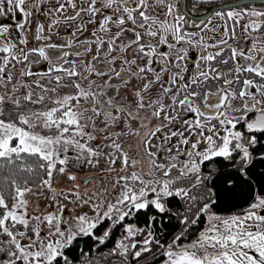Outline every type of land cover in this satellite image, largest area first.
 I'll list each match as a JSON object with an SVG mask.
<instances>
[{
  "label": "snow or ice",
  "instance_id": "6c2138e0",
  "mask_svg": "<svg viewBox=\"0 0 264 264\" xmlns=\"http://www.w3.org/2000/svg\"><path fill=\"white\" fill-rule=\"evenodd\" d=\"M97 3L98 0H79V3H77V0H56L53 5L50 3V0H32L31 4H28V0H0V17L6 16L9 13L15 14L16 10H20L25 17H30L32 12L26 10V4H28V7L36 9L41 15H48L50 13H60L63 15L66 8L71 7L74 14L67 16L63 21L59 19L52 20L48 26L49 32L51 33L52 27L56 24L64 23L67 25L70 22L74 23L78 18L81 23L72 32L73 36L77 32L82 34L87 24H98V31L107 34L111 31L109 25L114 24L119 30L108 40L97 37L96 40L81 41V44L85 45V53L92 50L91 47H88L91 43L96 44L97 53L100 52L102 46L107 44L108 56H111V53L114 51L113 45L116 44L117 40L125 32H130L131 36L127 38L128 43L119 45L120 52L123 53L128 48H132L133 45H137V48L133 49V51L137 53V58H147L144 66H138V71L132 72L131 66L136 65L137 59L128 60L121 56L120 59L123 60L124 64L129 65V68L125 69L121 67L120 71L110 68L109 71L115 72L117 76L120 75V72L128 71L131 76H136L140 79H144L140 74L152 72L154 80L143 84L141 91H148L154 83L159 82L163 72H171V68L169 67L170 56L174 57L175 61L172 62V67L179 69V71L171 72L170 78L166 83L174 87H177L178 81L180 83L175 93L171 96V104L167 106L173 114L165 115L163 119L168 121L169 124L173 120H180V129L165 133L162 137L160 148L168 153H171L173 148H175L177 154L167 157L171 163L166 166L164 163H158L155 158L158 153L150 150L151 147L156 146L152 145L149 137H155L157 133L161 132L163 127L166 126L163 123L157 125L154 130L135 131V135L139 137L135 150L136 154L139 155V159H134L128 152H125L122 145L118 142L121 135L133 134L134 130L131 124L127 125L128 131L115 133L116 139H112L111 135L105 136L106 140H112L107 147L114 150L106 154L110 166L115 165L119 159L122 165L121 171L126 172L129 168H135L143 161V167L147 168L148 171L145 173L142 169L140 172L133 171L128 175L120 176L116 184L120 185L123 190L116 196L115 204H108V211L104 215L111 218L110 214L116 211L119 214L118 219L123 220L133 209H145L149 204L154 205L155 208L163 212L165 208L159 199L162 195H175L187 198L190 201H196L197 197L189 195V191L184 187L173 189L172 185L182 177H187L190 172L197 173L199 171L196 163L197 157L201 158V160H209L213 156L229 157L231 155L229 150L230 144H232L233 140L240 141L242 139L240 132L229 130L228 134L222 137V145L217 146L211 135H205V132L218 134L215 125H212L211 121L218 120L222 126L231 125L232 128H235L236 125L233 121L238 118L231 115L233 110L232 101L239 99L243 102V111H261V116L257 120L247 123V128L250 131H264V109L257 108V106L264 104V99H256V95L249 91V89H255V93L264 98V40H260L259 43L253 42L249 49L250 54L247 55L243 49L229 45L230 56L222 58L224 50L221 48V45H228V39L224 38L227 32L221 34V39L212 45L202 43L204 38L201 37V40L196 42L201 48L200 63H196V70L185 80L184 73L188 71L187 66L178 63V61L185 60L188 53L183 48H177L176 44L185 41L186 36L189 37L187 42L192 44L190 37L196 34L183 33L182 29L178 27V25L186 21L184 16L174 15L175 5L165 4V0H134L131 7L129 6L130 0H102L100 7H97ZM44 4H49L46 10L41 7ZM157 8H163L166 11L153 15L152 13ZM102 9L111 10V13L115 15L102 12ZM98 13L101 16L99 22L96 20ZM161 14L166 18L172 17L175 23H169L167 19L161 21L158 19V16ZM216 15L223 18L221 12H216ZM242 15L241 12H227L229 20L237 21L238 18H242ZM246 15L264 18V11L252 10ZM126 25L127 27H125ZM24 27L23 23L18 25L19 29H24ZM262 27H264V21L261 23L253 21V23L245 26V32H248L249 29L259 31ZM140 29L144 31L141 32ZM44 32V24H39L35 30V39L38 41L50 39V36H45ZM8 33L9 26L7 24L0 27V38L6 36ZM169 34L176 42L175 44L168 41ZM248 34L251 35L250 32ZM92 35L96 36L97 32L94 31ZM145 35L153 38L159 37L157 44L154 45L151 42L141 43ZM230 38L233 40L237 39L234 31ZM19 43L26 45L27 40L22 38ZM159 45H166L168 51L158 52L157 48ZM68 46L71 47V43ZM46 47L48 49H57L62 48L63 45L47 44ZM209 47L216 48L217 51L214 53L208 52L207 49ZM16 49L17 44L11 41L0 43V53L6 54L0 57V87H6L13 81L11 69H9L10 64L12 68H15L17 64H25V62H28L30 65L37 61H29V56L38 54L40 58L48 62L51 72L64 74L63 76L57 75L54 77L57 87L52 88L51 91L56 92L60 87H72L78 90V96L65 95L62 100L53 101L58 107H52L46 111L27 109L17 112L15 120L18 123L13 122V120L6 122L5 119H0V159L11 162L13 155L19 159L21 154L24 153L44 161L45 163L39 164L38 168L44 171L47 178L45 179L41 175L39 182L34 181L33 183L37 188H47L55 194L53 173H66L70 159H75L77 162L84 161L95 167L99 163L101 155H104L102 150H98L99 146H93L90 143L95 139L92 132L86 131L91 117L85 116L84 112L74 111L73 107L70 106V101L72 100H78L79 98L88 99L90 96L95 99L97 95H102V93L95 94L91 91L94 82L89 83L87 88L83 87L80 82L72 79H67V83L61 84V81L64 79L79 75L76 71L77 65L75 61L71 62V69H66L59 63L60 60H64V56L68 55L67 53H64V56L61 57H53L46 53L45 47L32 48L28 52L20 48L19 53L15 51ZM257 52L261 54L259 61H257V56L255 55ZM73 55L78 57L82 53L75 52ZM154 57L163 65V68L159 72L152 67ZM238 57L253 61L254 63H234L226 71L217 67V65H229L231 61H235ZM95 59L97 57L93 56V60ZM116 59L117 57H112L109 60V64H115ZM13 61H15V64L12 63ZM213 61H216V64H213ZM64 63H69V61L64 60ZM205 65L207 68H205ZM19 71L21 78L36 75L31 72L28 66L21 68ZM86 71L91 73L94 71V68L88 67ZM244 73L251 74L252 78L241 79ZM97 74L101 76L108 75L105 72H97ZM40 75H48V73ZM255 78H259V81ZM209 80L221 83H219V86L215 90L209 91L205 87L206 85L208 88L212 87L208 85ZM17 83L21 87L28 88L29 91L23 97L7 95V93L0 94V117L5 115L4 105L6 103L10 102L16 109H20L21 100L32 104L44 102V95H38L36 99H33L36 94L31 91L30 84L24 83L22 80L17 81ZM124 83L127 84L128 81H124ZM36 84L37 87L42 88V91H49V89L44 88L38 82ZM233 85H238L239 88L233 87ZM160 88L162 94L173 92L172 88L166 87L164 84H161ZM16 91H18V88L16 85H13L12 92L15 93ZM141 91L135 92L137 109L145 107ZM249 99L253 101L252 109L248 107L247 101ZM107 103L112 105L111 100ZM112 106L118 112H123L125 107L120 105ZM148 106L154 109L152 116L157 119L165 111V105L161 100L153 101ZM178 109L182 110V112L178 111ZM85 111L88 110L85 109ZM91 111L97 116H103L105 123L109 120L115 122L119 119L118 116H112L111 111L100 112L96 108L91 109ZM188 113L194 114L195 118L191 120L183 119L182 117ZM11 115L12 113H9V116ZM137 115L138 112L134 109H130L127 113V116L131 119H135ZM142 119L147 120L148 117L145 116ZM34 120H43V127L51 134L45 136L31 131V129L37 127ZM61 125H64V127H61ZM184 125H187V128H184ZM142 126L147 129L146 124ZM92 127L94 131L96 129L94 122ZM52 129H56V131L52 132ZM100 131L103 132L105 129L101 128ZM185 132H188V136H185ZM192 136L197 137V139L194 143L190 144L191 151L188 148H181V145L189 146ZM172 137H179L180 139L165 149L163 147L164 143L171 142ZM201 138L208 143L206 151H196ZM81 140H84V142L82 143ZM13 141H16L14 146ZM250 142L255 143L254 138ZM70 147L77 153L74 158H70L67 155ZM235 147L239 148L243 152L244 158L247 159L249 155L247 148L241 143H236ZM61 153L65 154L63 158H61ZM117 153L119 154L118 156L115 155ZM180 155H186L188 160L182 162L184 167L178 169L177 176L170 177L172 170L177 168L175 161ZM58 164L61 167L57 169ZM26 170L29 172L33 171L31 167ZM158 171L163 173V177L170 178H157L156 172ZM145 176L149 178L145 179ZM67 178L73 181L76 180V176L71 174ZM121 181L124 183L121 184ZM156 185H162V187L157 189ZM12 186L14 191L9 197H5V195L0 193V210H2L0 211V236L6 237V239L0 240V252L4 253L3 256H0V264H60V258H63L65 264H67V257L64 256L62 249L71 244L76 233L69 234L66 240L57 239L54 243L50 239L54 236H65V232L61 230V220L66 205H59L58 213H49L43 217L32 215L30 218H26L28 216L26 209L29 202L25 197L27 194L32 193L33 189L27 186V182L21 186L13 181ZM104 191H107V189L105 188ZM149 192L156 193L157 198L151 201L147 200L146 197ZM71 194L77 200L82 199L78 191H72ZM60 195L65 200H68V194L60 193ZM211 203L212 201L205 197V202L198 208H195L194 211L192 207L188 209L189 212H192L193 218L190 221L186 218L185 223H195L201 214L207 216V226L195 241L187 245H178L177 241L181 237L177 236L166 247L160 245L164 248L163 255L167 258L166 264H264V197H255V200L241 212L227 216H221L211 211ZM119 205H123L127 211L124 208L118 207ZM77 219L79 221V232L90 234L91 229L96 227V223L89 222L86 216H78ZM33 221L35 222L34 224L32 223ZM85 223H87L86 228L83 226ZM18 226H22L23 230ZM42 226H46L48 229L45 235L41 234ZM127 232L129 237L135 235V230L132 228H128ZM104 235L106 237L108 233L105 232ZM151 235L149 233V238L144 239L140 249L132 253L135 258H139L144 252L151 251L148 245L153 243L159 244V241L151 239ZM101 242H103V238H101ZM5 244L8 246L4 247ZM116 248L120 249V255L127 258L130 249H136L137 244L132 243L131 245H127L121 241L117 243Z\"/></svg>",
  "mask_w": 264,
  "mask_h": 264
},
{
  "label": "rangeland",
  "instance_id": "374dc122",
  "mask_svg": "<svg viewBox=\"0 0 264 264\" xmlns=\"http://www.w3.org/2000/svg\"><path fill=\"white\" fill-rule=\"evenodd\" d=\"M231 1V0H228ZM228 1H220V3H215V4H221L225 3ZM56 0H50L51 4H55ZM102 0H98L97 7H100V3ZM32 0H28V4H31ZM77 3H79V0H77ZM134 3V0H130L129 6L131 7ZM209 2L208 4H210ZM28 4H26L25 8L28 11L32 12V15L30 17H25L23 13L20 10H16L15 14L9 13L6 16L0 17V27H3L5 24L9 26V33L0 38V43L8 42L11 41L13 43L17 44V49L15 50L17 53L19 52L20 48H23L24 50L28 52L32 48H40L42 45L46 44H58V45H68L71 43V45H76L79 43V41H84V40H89L92 41V33L93 31L97 32L96 36H93L94 40L97 39L98 35L101 33L98 31V24H87L85 26V29L83 30L82 34L80 32H77L75 36L72 35V32L76 30V27L81 23L80 19L78 18L74 23H69V24H56L54 27L51 29V33L48 30V26L51 24L52 20L59 19L63 21L67 16H71L74 14L73 9L71 7H67L66 11L64 12L63 15L60 13H50L48 15H41L36 9L28 7ZM165 4H173L175 5V16H181L182 13L179 8V0H165ZM212 4V5H215ZM211 5V6H212ZM210 6V7H211ZM43 9H47L49 7V4H44L41 5ZM252 10H257V11H264V4L263 5H244V6H239V7H234V8H228L225 10H218L216 12H221L223 14V18L220 16L216 15V12H214L207 20L205 21H194V20H188L187 18L185 19V23L178 25L182 29L183 33L190 34V33H195V36H191L190 39L192 40V44H189L187 41L189 37L186 36L185 41L180 42L179 44H176L177 48H183L187 51L188 55L183 61H178V63L184 64L187 66L188 71L184 73L185 80L188 79L190 75L193 74V72L196 70L195 65L196 63H200L199 57L201 53V48L196 44L197 41L201 40V37L204 38L202 43H207L209 45L217 43L219 39H221V34H224L227 32V35L224 38H227L230 40L233 31L235 32V35L237 39H235L230 46L231 47H236L238 49H243L245 51V54H250L249 49L251 48V45L253 42L259 43L260 40H264V27H262L259 31H252L251 29L248 30V32L251 33V35L248 34V32H245V26L253 23L255 21L256 23H261L264 21L263 19L256 18V17H251L246 15L248 12ZM102 12H107L108 14H113L111 13V10H106L102 9ZM166 11V9L163 8H157L155 12H153V15H156L157 13H162ZM232 11V12H241L242 18H238L237 21L234 20H229L227 18V12ZM193 14V13H192ZM198 14H201L198 11ZM203 14V13H202ZM196 15V14H195ZM100 14L98 13L96 16L97 22H99ZM170 18L171 17H165L164 15H159L158 19L161 21L167 19V21L170 23ZM87 19V17H85ZM23 23L25 25L24 29H19L18 25ZM171 23H175V21L171 18ZM39 24H44L45 26V36H50V39L41 41V40H36L35 39V30ZM109 27L111 28V31L109 32L111 36H114L115 32H117L119 29L116 28L114 24H110ZM127 27V25L125 26ZM141 32H143V29H140ZM108 33V34H109ZM128 34V37L131 36V33L125 32ZM92 35V36H91ZM101 35V34H100ZM26 39L27 44H20L19 41L20 39ZM110 38V37H109ZM159 37L153 38L145 35L141 41V43L145 42H151L154 45L157 44ZM168 41L170 43H176L172 36L169 34L168 35ZM128 41L125 43L127 44ZM114 47V46H113ZM137 48V45H133L132 48H128L127 51L124 52V55L126 56V59L132 60L134 58L137 59L136 65L131 66V71L136 72L137 71V64L139 65V61L143 60L146 61V57L143 59L137 58V53L133 51V49ZM221 48L224 50V45H221ZM230 49V47H229ZM116 49H114L115 51ZM117 50L120 51L119 46ZM158 52H164L168 51V48L166 45H159L157 48ZM208 52L214 53L217 51L216 48L209 47L207 49ZM114 54V52H113ZM4 53H0V57L4 56ZM257 56V61L260 60V53L257 52L255 53ZM32 55L29 56V59L31 58ZM122 55H120L121 57ZM69 58V54L66 56ZM117 62L121 63V59L116 60ZM157 63H159L161 66L162 64L156 59L155 60ZM175 61L174 57L170 56V64L169 67L171 66V72L179 71V69L172 67V62ZM235 63L238 64H250L254 63L253 61L250 60H244L243 58H237ZM15 64V61L12 62ZM30 68L31 72L35 73L36 75L32 76H26L23 78H26L28 80V84L30 85H35L37 87L36 82H40L39 84L42 85L44 88L49 89V91L44 92L42 91V88L37 87L39 91H42L43 94L45 95L46 99L50 102H52V105L47 106L45 109L48 110L52 107H58L53 103L55 100H62L65 95H72L74 94V90L72 88L65 87L64 89L58 88L56 92L51 91L52 88L56 87L54 83H56L55 79H45L42 80L38 77L39 74L42 73H49L50 71V65L45 63L44 61L38 62L36 64H30L26 65ZM25 66L23 65H17L15 68H12V65H9V68L11 69V73L13 76V81L11 84H8L6 87H0V94H5L7 95H15L18 96L19 93L27 95L29 89L26 87H21L20 84L17 83V81H21V76H20V69ZM64 68L68 69L66 66H63ZM159 67V66H157ZM129 68V67H128ZM160 68V67H159ZM205 68L207 66L205 65ZM71 69V68H70ZM161 69V68H160ZM82 71V70H81ZM161 71V70H160ZM146 76L144 77V80L141 81L138 79L136 76H131L129 72L127 71V79L129 81V85H127V93H126V100L131 103V105L136 106L135 100H136V91H141V84L143 82H148L150 80H154V75L152 72H145ZM166 76H168V72L162 74L161 80L159 82H156V85H152L148 91H141V95L144 97L148 93H151L154 91H159L161 97H162V103L165 105V111L161 113V117L157 119L156 117L148 116L147 120H143L140 123L137 124H132L131 127L134 130L132 135H121L118 142L122 145L124 148L125 152H128L130 156H132L134 159H139V155L136 154L135 150L137 148V140L139 137L135 135V131L141 129V126L143 124H148L149 121L152 122V126L144 128V131L147 130H154L157 125H160L163 123L166 125L163 127L162 131L157 133L155 137H149L151 139L152 145H155L156 147H151L150 150L152 152H157V156L155 157L158 163H164L166 166L171 163L167 157L170 155H176V149L173 148L171 153H168L164 151L163 149L160 148L161 142H162V137L164 136L165 133H170V131L173 130H179L180 129V120H173L171 124L168 123V121L164 120L163 117L165 115H172L171 109H169L167 106L171 104V96L175 93L177 90V87H174L171 85V88L173 89V92H171V96L162 94L161 92V84L166 83ZM244 76V77H243ZM231 78V77H230ZM243 78H251V74L244 73L241 76V79ZM210 81V80H209ZM208 85L210 84L213 86L212 81L209 82ZM52 82V84H51ZM13 85H16L18 88V91L15 93L12 92V87ZM207 90L212 91L215 89L208 88V86H205ZM233 87L239 88L238 85H233ZM32 91V90H31ZM249 91L253 92L256 95V99H264L258 94L255 93V89H249ZM159 95V96H160ZM157 97L159 99L160 97ZM83 102L81 104L77 105H70L73 107L74 111L76 112H84L85 116L92 117L93 116V111H91L90 108V97L88 99L81 98ZM147 101L146 103L149 104ZM30 103V102H28ZM249 109H252L253 101L249 99L247 101ZM145 104V105H147ZM27 105L25 106L23 100H21V108L16 109L15 106L12 103H6L4 105L5 108V115L3 117H0V119H5L6 122L9 120H13V122H17L15 120V115L17 112L25 111ZM243 102L239 99L232 101V112L231 115L235 118L233 122L235 123V128H232L231 125H220L218 120H212L211 124L215 125V128L217 130L218 134H213L212 132H205V135H211L213 140L215 141V144L217 146L222 145V137L224 135L228 134V131L231 130L233 132H240L242 135V139L240 141H235L233 140L232 144L229 146V150L231 153L233 152H239L240 157H242L245 162H248L251 158L249 146L252 144L250 142L251 139L254 138V131L257 130H252L250 131L247 128V123L254 122L261 116V111L259 110H250V111H243ZM258 109H264V104L257 106ZM87 109L88 111H85ZM178 111H181L178 109ZM9 113H12L11 116H9ZM95 114V113H94ZM211 114V113H210ZM116 115V114H115ZM119 119L115 122H112L109 120L108 122H102L98 123L93 120L88 121V128L86 131L92 132V134L95 136V139L91 141L90 143L93 146H99L98 150H102L104 155H101L99 158V163L93 167L92 165L88 164L87 162L81 161L77 162L75 159H70L69 164L67 165V172L64 174H60L58 172L53 173V188L56 190L55 194L51 191H49L47 188H37L35 185L33 186H28L33 189L32 193H29L26 195L25 199L28 200V207L26 209L28 216L26 218H30L32 215H40L41 217L48 215L49 213H58L59 212V205L63 204L66 205L63 211V217L61 220V230L65 232L64 237H59V236H54L51 237L50 239L54 243L55 240L60 239V240H66L68 235L71 233H76L75 238L78 236H83L85 235L83 232L78 231V225L79 221L77 219L78 216H86L88 218L89 222L96 223L98 225L100 222L106 221L107 225L115 226L118 223H121L124 221L118 219V213L116 211H113L110 215L111 218L108 216H105L104 213L108 211V204H115L116 203V196L123 190L120 185L116 184V181L118 178L122 175H128L131 172H140L142 169L146 173L148 171L147 168L143 167V161L139 165H137L135 168H129L126 172L121 171V162L118 159L117 163L115 165H109L108 163V157L107 153L113 152V149H110L107 147L108 144L112 142V140H106L105 136H112V139H116L115 133H121V132H126L128 131L127 125L130 124V120L128 117L124 116H119ZM150 118V119H149ZM183 119H194L195 116L194 114L188 113L185 114ZM93 122L96 125V129L93 131ZM34 123L37 125V127L31 129L33 132H38L41 135H50L51 133L43 127V120H34ZM61 127H64V125H61ZM137 127V129H134ZM104 128L105 131L101 132L100 129ZM184 128H187V125H184ZM56 129H52V132H55ZM71 131V129H70ZM67 135V134H66ZM185 136H188V132H185ZM79 139V137H77ZM180 138L179 137H172L171 142H165L163 147L166 149L171 146V144H175ZM197 137L192 136L190 138V143L189 146H183L181 145V148H188L189 151H191L190 144L194 143L196 141ZM83 143L84 140H81ZM16 141H13V146L15 145ZM236 143H241L244 145V147L247 148L248 151V157L247 159L244 158L243 152L235 147ZM208 148V143L206 140H203L201 138V142L198 144L196 151H206ZM61 158L64 157V153H61ZM67 155L70 158H74L77 153L74 149L71 147L69 148V151L67 152ZM115 155H119L118 153ZM216 157V156H213ZM212 157V158H213ZM224 157V156H223ZM188 157L186 155H180L178 159L175 161L177 168L173 169L170 177H175L178 175V169H181L184 167L183 161H187ZM205 160H201V158L197 157L196 158V163L198 165V168L200 170L201 164ZM95 162V159H94ZM75 165V166H74ZM61 167V165H57V169ZM199 172V171H198ZM197 172V173H198ZM74 175L76 176V180H69L67 177L68 175ZM191 174V172L189 173ZM156 177L157 178H163V179H169L170 177H163L162 172H156ZM47 177L45 176V179ZM149 177L145 176V179H148ZM182 177L181 179H183ZM179 179L177 182H180ZM202 180V176L197 175V177L194 179V181L190 184V186L193 185H198L200 181ZM176 182V183H177ZM124 183L121 181V184ZM175 183V184H176ZM181 183V182H180ZM175 184L172 185V188L175 189L176 187L174 186ZM138 185V182H137ZM78 186V187H77ZM157 189H160L162 185H156ZM107 189V191H104V189ZM186 190L188 189L187 187H184ZM72 191H78L81 195V200H77L74 195L71 194ZM1 193V192H0ZM60 193H65L68 194V200H65ZM167 196H161L160 203L162 204L163 199L166 198ZM156 193L154 192H149L146 199L151 201L153 199H156ZM11 202V201H10ZM9 202V203H10ZM118 207L124 208L123 205H119ZM125 211H127L126 208H124ZM135 210V209H133ZM2 211V210H0ZM23 211V210H22ZM128 216V215H127ZM125 216V217H127ZM222 216V215H221ZM33 224L35 223L34 221L32 222ZM85 228L87 227V223L83 225ZM21 230H23L22 226H18ZM123 227L132 228L136 231V227H134L133 224L131 223H123ZM94 229V228H93ZM91 229V232L93 231ZM48 229L46 226H42V235H45L47 233ZM133 237V236H132ZM130 238L128 236V232L124 233L122 235V238L119 242L123 241L127 245H131ZM6 237L0 236V240H4ZM26 242V241H23ZM118 242V243H119ZM192 243V241L187 242V243H179L177 242L178 245L183 244L187 245ZM8 245H4V247H7ZM167 245H165L166 247ZM63 250V249H62ZM164 251V248H163ZM112 253L115 256H120V249L115 248L112 250ZM4 253L0 252V256H3ZM166 256L164 257V260L161 261L159 264H166Z\"/></svg>",
  "mask_w": 264,
  "mask_h": 264
},
{
  "label": "trees",
  "instance_id": "16d2710c",
  "mask_svg": "<svg viewBox=\"0 0 264 264\" xmlns=\"http://www.w3.org/2000/svg\"><path fill=\"white\" fill-rule=\"evenodd\" d=\"M208 3L186 0L187 9L193 14H198V11L201 14L205 13L212 4L220 2ZM260 19L264 20V18ZM233 41L230 39L228 45H224L222 58L230 56L229 45ZM212 63L216 64V61ZM234 63L231 61L229 65H217V67L226 71ZM255 79L259 81V78ZM212 83L211 88L215 89L221 82L212 81ZM253 134L255 143L249 146L251 158L248 162L240 157L239 152H233L229 157L216 156L203 161L198 173L188 174L180 180L181 183L177 182L174 185L187 187L189 195L197 197L196 201L175 195L167 196L162 202L165 208L163 212L149 204L145 209L132 210L123 222L115 226L107 225L106 221L100 222L92 233L74 238L71 244L63 248L67 264H159L165 257L160 245L170 244L177 236L181 237L177 241L179 243L190 242L207 224L205 214H201L195 223H185L186 218L189 221L193 218L192 212L188 211L189 207H192L194 211L205 202L207 197L212 201L211 211L219 215H230L241 212L255 200V197H264V131L257 130ZM42 163L45 162L24 153L19 159L13 155L11 162L0 159V192L5 197H9L14 191L13 181L21 186L25 182L27 186L35 185L34 181L38 183L41 175L43 178L46 176L44 171L38 168V165ZM29 167L33 169L32 172L26 170ZM197 175L202 176V180L198 185L190 186ZM123 223H131L138 230L130 238L131 242L137 244V248L130 249L127 258L115 256L112 253L122 235L127 232ZM105 232L108 233L106 237ZM149 233L152 234L151 239L159 241V244L148 245L151 251L144 252L139 258H135L132 253L140 249L144 239L149 238ZM60 264H65L63 258H60Z\"/></svg>",
  "mask_w": 264,
  "mask_h": 264
},
{
  "label": "flooded vegetation",
  "instance_id": "af4514ba",
  "mask_svg": "<svg viewBox=\"0 0 264 264\" xmlns=\"http://www.w3.org/2000/svg\"><path fill=\"white\" fill-rule=\"evenodd\" d=\"M99 19H101V16ZM170 23H171V18H170ZM100 34L98 35V37L103 38L104 40H108L109 37L110 38L112 37L110 33L105 34V33L101 32ZM127 38H128V34L124 33L120 37V39L117 40L116 44L113 45L114 46L113 48L116 50L113 51L114 54H113V52L111 53V56L107 55V44H105L104 46H102L100 48L99 53H97V51H96L97 46L94 43H91L88 45V47H91L92 50L90 52L85 53V45H82L81 41H79V43L74 45V46L72 45L71 47H69L68 45H63L62 48L48 49L46 47L47 44L42 45L41 47H45L46 53H48L50 56H53V57L64 56V53L69 54V58L64 56V60L69 61V63H64V60L59 61V63H61L63 66H66L68 69H70L72 67L71 62L75 61L76 65H77L76 71L79 73V75L75 76V77H71V78H66V79L61 81V84L67 83V79H72V80H76V81L80 82L83 87L87 88L89 83L94 82L91 91L95 94H101L102 93V95H97L95 99H93V97L90 96V99H91L90 108L91 109L96 108L97 111H100V112L111 111L112 116H118V115L121 116L122 115L124 117H128L127 113L129 112V110L134 109L138 112L137 117L135 119H131L129 117L128 118L130 120L131 125L132 124L138 125V123L143 121V119H142L143 117H145V116L150 117L151 116V113L153 112L154 109L149 107L148 105L151 104L153 101H155V99L160 95V93H159V91L153 90V92L148 93L146 96H144V104H147L146 102L147 101L149 102V100H151V101L149 104L145 105V107L143 109H137V97L135 100L136 106L131 105V103L126 100L125 97H126V93L128 91L127 85H129L128 84L129 81H128L127 75H126L127 71L120 72V75L117 76L115 72H110L109 69L115 68L116 71H120L121 67L128 69L129 65L124 64L122 59H121V63L116 61L115 64H109V60H111L112 57H117L116 60H119L120 55H122L124 58H126V56L124 55V52L121 53L119 50H117V48L120 44H125L128 41ZM92 40H94L93 36H92ZM41 41H44V40H41ZM56 45H58V44H56ZM24 51L27 52L26 49ZM146 51H147V49H146ZM75 52H80V53H82V55L77 57V56L73 55V53H75ZM93 56H96L97 59L93 60ZM155 60H156V58L154 57L152 67L155 68L157 72H159L163 68V65L161 66ZM29 61H37V62L31 63V64H36V63L41 62V61H44L45 63L48 64V62L46 60H44L43 58H40L38 54L32 55L31 58L29 59ZM139 63H140L139 65L137 64V68H138V66H144L145 61L141 60V61H139ZM17 65L26 66L29 64H28V62H25V64H17ZM81 65H83V66H81ZM157 66H159L161 69ZM88 67H93L94 71L89 73L88 71H86V69ZM170 68H171V66H170ZM137 71H138V69H137ZM97 72H105V73H108V75L101 76V75H98ZM164 73H167V72H163V74ZM57 75L63 76L64 74L63 73H57V72H49L48 75L42 76L39 74L38 77L42 80H45L47 78L53 79ZM140 75L143 77L146 76V74H144V73H142ZM170 75H171V72H168V76H166L165 82H167L169 80ZM85 77H86V79H85ZM138 79H140V78H138ZM21 80H22V82L28 84V80L26 78H21ZM140 80L143 81L144 79H140ZM106 81H107V83H105ZM124 81H128V83L125 84ZM145 83H148V82H143L141 84V86L139 87V89L140 88L142 89V85ZM51 84H52V82H51ZM54 84L57 87V84L56 83H54ZM153 85H156V83H154ZM164 85L166 87L171 88V84L164 83ZM64 88L65 87H63L61 89H64ZM68 88H72V87H68ZM72 89L75 92L72 95L78 96V90H76L75 88H72ZM31 90L36 94V95H34L33 99H36L38 95H44L43 92L39 91L35 85H31ZM165 95L171 96V93H168ZM18 96L23 97L25 95L19 93ZM159 97L160 98L157 100L162 101L163 99H162L161 95ZM109 100L112 101V105L125 106L124 111L123 112L116 111L115 107H113L112 105H109L107 103ZM97 101H99V102H97ZM23 102H24L25 106L27 105L25 110H27V109L45 110L47 108V106L52 105V102L48 101L46 99V97H45L44 102L41 104H32V103H28L26 101H23ZM82 102H83V100L81 98H79L78 100L70 101V105H77V104H81ZM91 120L96 121L98 123H102V122H104V117L103 116H97L96 114L93 113ZM151 126H152V122L150 121L147 124V127L151 128ZM134 129H137V127H135ZM143 130H144V127L141 126V129H139L137 131L143 132Z\"/></svg>",
  "mask_w": 264,
  "mask_h": 264
},
{
  "label": "water",
  "instance_id": "95a60500",
  "mask_svg": "<svg viewBox=\"0 0 264 264\" xmlns=\"http://www.w3.org/2000/svg\"><path fill=\"white\" fill-rule=\"evenodd\" d=\"M250 4L263 5L264 0H231L225 3L212 5L211 7H209V9L205 13L196 14V15L188 11L187 6H186V0H179V8H180L182 15L185 16L187 19L194 20V21H205L214 12L218 10H225L228 8H234V7L250 5Z\"/></svg>",
  "mask_w": 264,
  "mask_h": 264
},
{
  "label": "crops",
  "instance_id": "0c3cea01",
  "mask_svg": "<svg viewBox=\"0 0 264 264\" xmlns=\"http://www.w3.org/2000/svg\"><path fill=\"white\" fill-rule=\"evenodd\" d=\"M199 1H203V2H220V1H228V0H199ZM222 216H227V215H222ZM206 226H207V224L205 225V227ZM205 227L199 232V234L197 235V237L205 229ZM197 237L194 240H192V242L195 241L197 239Z\"/></svg>",
  "mask_w": 264,
  "mask_h": 264
}]
</instances>
